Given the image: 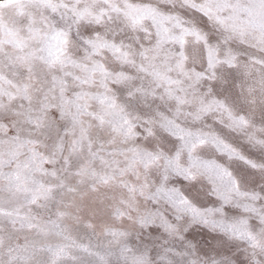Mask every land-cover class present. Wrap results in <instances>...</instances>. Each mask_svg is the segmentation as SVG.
<instances>
[{"label":"snow or ice","instance_id":"1","mask_svg":"<svg viewBox=\"0 0 264 264\" xmlns=\"http://www.w3.org/2000/svg\"><path fill=\"white\" fill-rule=\"evenodd\" d=\"M31 3L41 11L43 26L28 28L35 46L16 39L10 30L7 34L12 38L0 40V45L7 42L20 50L9 64L23 71L21 82L13 85L15 93L0 88V97L7 95L9 100L6 105L0 99V117L7 112L17 117L9 123L0 118V145H9L7 150L0 148V190L18 193L23 201L14 209H0V264H65L69 259L83 264L85 257L94 258L91 264H234L228 256L199 254L197 234L203 229L223 231L229 239L245 242L251 249L250 264H259L257 254L264 255V55H250L244 63L243 53L232 44L264 53V0ZM114 21L123 27H116ZM125 29L133 43L116 38ZM104 53H110L121 70L106 67L98 59ZM124 66L135 74L124 71ZM232 70H243L245 82H237L236 87L247 109L224 93ZM254 70L258 78L246 83ZM36 84L40 87L34 89ZM110 85L120 86L123 100ZM73 86L79 91L73 90L69 98ZM33 90L40 93L36 105ZM18 97L29 103L24 111L11 108ZM138 99L149 111L132 110ZM91 102L98 111H89ZM208 119L213 123H206ZM58 121L67 122L62 132ZM91 121L96 136L90 132ZM66 136L72 137L67 154ZM243 144L257 150L259 157L248 156ZM209 148L225 163L202 159L198 149ZM77 154L82 159L74 163ZM232 162H241L260 179L246 186L255 177L234 174L228 166ZM205 176L210 186L204 185ZM194 184L200 185L201 199L211 198V203H198L186 194ZM99 186H116L128 193L111 216L114 221L134 220L137 238L142 230L153 243L131 245V233L113 225L103 227L98 244L72 237L63 219L80 222L77 197L82 200ZM161 193L167 207L136 209L137 196L159 204ZM53 203L55 211L47 216L32 211L33 206L48 209ZM226 208L238 209L240 215L228 218ZM134 210L137 215L132 217ZM4 219L15 231H34L43 238L54 234L60 239L55 244L28 237L23 243H6ZM225 219L230 221L227 227ZM76 251L84 256L75 255Z\"/></svg>","mask_w":264,"mask_h":264},{"label":"rangeland","instance_id":"2","mask_svg":"<svg viewBox=\"0 0 264 264\" xmlns=\"http://www.w3.org/2000/svg\"><path fill=\"white\" fill-rule=\"evenodd\" d=\"M117 2L119 3V0H117ZM130 2L156 3L157 0H130ZM161 7L166 6L161 5ZM176 10L179 11V7H177ZM44 14L50 15L46 11L44 12ZM40 16L41 11L31 3V0H3V3H0V40L8 41L9 39H11L12 37L7 34L10 30L12 33L15 34L16 39L27 41L30 46H35V41L30 40V33L28 32V28L30 26L42 28L43 26L40 23ZM52 19L58 20L59 18L56 16H52ZM114 23L116 27H123L122 23H116L115 21ZM150 30L154 31L153 29ZM85 34H88L87 31H85ZM130 36L131 33L127 29H125V31L120 32L116 38L123 39L129 43H133V41L128 39ZM142 42H144L146 45L150 43L149 41H143V39ZM232 47L238 49L240 52L243 53V55H241L240 57V60L244 63L248 62L250 55H264V53H259L257 50L246 47L244 45H240L238 42L235 41L233 42ZM25 51H27V49H25ZM187 51L190 52L191 48L188 47ZM73 52L76 55H82V52L76 48H73ZM20 54V50L14 47V45L11 43L5 42L0 45V61H2V63H0V74L4 76V80H0V88H3L6 93H15L16 88H14L13 85H18L22 80V69H20L18 65L13 68L12 65L9 64V58H11V60H15V58ZM98 59L105 63L106 67H109L110 70H121V66L119 64L113 63L110 53H104L101 57H98ZM197 68H199V66H197ZM256 68H260V66L256 65ZM123 70L129 74H135V70L128 68L127 66H124ZM14 71L18 74L14 75ZM75 71L76 74H80L78 69ZM261 71L264 72V69H261ZM226 78L228 80V83L224 86V93L230 95L232 99L237 102L239 107L247 109V105H245L241 100L240 90L236 87L237 82H245L243 70H232L228 73ZM257 78L258 73L254 70L252 72V76L246 81V83H253ZM7 81H11V83H8ZM136 83H139V81H137ZM39 87V84L34 85V89ZM110 87H113L114 90L120 88L119 85H110ZM85 89L93 92L97 91L96 87L94 86H85ZM73 90L79 91V89L75 88L74 86L70 87L67 93L69 98H71ZM118 93L120 95L121 100H123V90L118 89ZM32 96V104L36 105L40 97V93L38 91L33 90ZM0 99H2L3 103L6 105L9 103L7 95L0 97ZM91 103L92 104L89 107V111H98V105H96L95 102ZM143 103L144 101L140 99L133 101L132 110L140 111L142 114L149 111V109L143 107ZM148 103L154 104L158 103V101H148ZM20 105H24V109H22ZM28 106V101L19 97L11 101V108L16 111H24ZM53 111H55V109ZM0 118H2L5 123H9L10 120L17 119V117H15L11 112L4 113L3 116ZM83 119L86 121L89 120L88 117H84ZM259 119L260 117L258 112L256 116L257 123H259ZM66 123V121H58L57 127L61 132L65 128ZM91 123L93 124V127L90 129V132L92 136H96L97 129L95 127V122L91 121ZM206 123L212 124L213 121L211 119H208ZM217 130L219 131V126H217ZM55 134V130H53L52 136L55 137ZM101 135L104 134L101 133ZM71 139V136L64 137L65 154H67ZM49 143H51V141H49ZM8 147L9 145L7 144L0 145V148H3L4 150H7ZM242 150L251 158L255 159L259 157V152L255 149H252L246 144L242 145ZM198 151L200 152L202 159L216 160L218 163H225V160L221 159L219 154L214 153L210 148L206 150L198 149ZM80 159H82V157L77 154L74 157V163L78 162ZM120 159L123 161L122 157H120ZM62 163L63 161L61 159L60 162L57 164V167H60ZM228 166L229 170L233 171L234 174L243 173L249 178L255 177V180L250 179L249 181H247L246 186H254L256 181L260 179L259 173L253 172L250 169H246L241 162H232ZM127 179L132 182H135V178L133 176H128ZM202 180L205 186H210V183L206 176L202 177ZM81 190H85L84 186L81 187ZM186 194L190 195L194 200L201 204L212 202L211 198H208L207 200L201 199L203 193L200 191L199 184H194L190 188H188ZM127 196L128 193L123 192L120 188L116 186H99L96 192H86L82 200L77 197V203L80 204V206L82 207V211L80 212V222H76L71 218H64L63 224L74 239L84 244H88L89 242H91L92 244L100 243V241L103 239V237H100V233L103 227L106 225H113L115 227H119L121 230L130 232L131 235L129 236L128 242L131 245L142 247L144 244L153 243V241L148 238V233L142 230L140 231L139 238H137L136 233L138 231V228L137 225L134 223V220H129L127 218L123 219L122 221L113 220L111 216L113 207L118 205L120 199L127 198ZM57 198L59 199V196ZM65 199H68V197H65ZM212 199L215 200V197H213ZM157 200L160 202L159 204H156L152 201H145L143 197L137 196L136 209L143 212L145 209L155 210L156 207H167V205L164 203L166 201V196L163 193H161L157 197ZM22 203L23 201L20 194L11 192L6 188L4 190H0V209H14L20 206ZM55 208L56 205L55 203H53L48 209L36 208L35 206H33L32 211L34 213L47 216L48 214L54 212ZM23 210L26 211L27 209ZM226 213L228 218L240 215V211L238 209L226 208ZM130 214L132 217H135L137 215V211H131ZM53 219H55L54 216ZM217 219H220V217H217ZM229 222L230 221L228 219H225V227H227ZM86 223H91L93 225V228H86ZM2 224L3 234L6 243H23L25 237H28L29 239L35 240L44 239V242L46 243L55 244L60 239L54 234H49L47 237L43 238L41 236L36 235L34 231H15L13 230V227L8 224L6 219L2 221ZM253 227L255 228L254 222ZM191 238L192 236L188 234V239ZM197 238L200 239L197 242V249L199 254L202 256L215 255L217 258H220L221 256H228L231 258L232 261H234V264H250V261H252L251 249L248 248V245L242 241L229 239L223 234V231L210 232L208 229H203L200 233L197 234ZM245 249L248 250L246 251ZM74 254L77 256H84V254L80 253L79 251H76ZM151 255L155 260L157 255L156 248L152 249ZM93 259L94 258L85 257L83 264H91ZM255 259L256 261H259V264H264V255L257 254ZM65 264H73V261L69 259L65 262Z\"/></svg>","mask_w":264,"mask_h":264}]
</instances>
